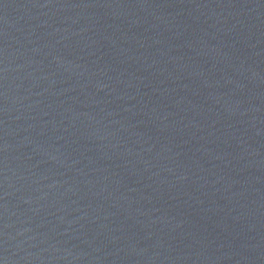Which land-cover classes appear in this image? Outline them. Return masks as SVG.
<instances>
[{"label": "water", "instance_id": "1", "mask_svg": "<svg viewBox=\"0 0 264 264\" xmlns=\"http://www.w3.org/2000/svg\"><path fill=\"white\" fill-rule=\"evenodd\" d=\"M0 264H264V0H0Z\"/></svg>", "mask_w": 264, "mask_h": 264}]
</instances>
